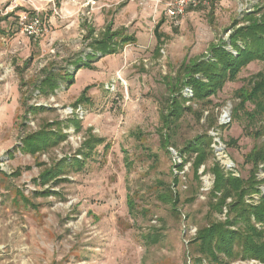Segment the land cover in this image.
Wrapping results in <instances>:
<instances>
[{
  "label": "rangeland",
  "instance_id": "1",
  "mask_svg": "<svg viewBox=\"0 0 264 264\" xmlns=\"http://www.w3.org/2000/svg\"><path fill=\"white\" fill-rule=\"evenodd\" d=\"M155 1L0 0V20L12 14L0 22V264H193L198 231L227 219V207L220 214L215 210L220 193L212 194L216 157L195 171L193 159L183 165L178 153L207 133L234 164L225 175L249 177L244 156L264 135L246 134L264 130V119L234 120L230 114L221 124L220 118L239 104L236 94L250 92L263 64L245 67L207 109L188 101L193 94L180 85L182 69L204 58L212 45L228 44L235 23L264 18V0H213L212 11V0H202L177 21L165 17L159 53L153 28L165 13L164 2L155 12ZM21 12L40 17L45 31L38 40L20 31ZM117 31L135 43L120 53L95 55L75 74L69 62L90 54L91 40ZM49 71L74 74L73 83L42 96L38 85ZM171 97L193 113L181 117L175 147L166 150L159 130ZM209 119L216 120L214 127ZM44 129L66 138L47 152L26 153L23 140ZM91 135L103 143L86 159L80 151ZM229 140L235 145L226 147ZM75 160L83 162L78 171L37 185L43 172ZM255 176L264 179V162Z\"/></svg>",
  "mask_w": 264,
  "mask_h": 264
},
{
  "label": "trees",
  "instance_id": "2",
  "mask_svg": "<svg viewBox=\"0 0 264 264\" xmlns=\"http://www.w3.org/2000/svg\"><path fill=\"white\" fill-rule=\"evenodd\" d=\"M209 2L212 11L214 2L213 0ZM11 15H6L0 22ZM164 22L165 17L159 20L153 28V34L157 42L155 49L157 53L160 51L158 45L163 44L165 40L164 34L160 32ZM229 33L228 44L220 41L209 48L204 58L184 66L182 69L184 80L180 85L192 91L193 96L188 101L199 103L202 108L207 109L212 104V97H215L227 82H235L241 71L250 63L260 62L263 64V70L253 81L250 92L246 95H235V98L239 99L240 102L232 108L231 119L240 120L241 117L251 121H254L255 117L264 119V18L256 21L249 17L247 24L240 26V23H235ZM91 41L92 43L89 44L90 54L77 57L69 62V66L74 69L75 74L81 68L89 66L94 61L95 55L103 57L107 54L120 53L126 44L135 43L136 39L129 38L117 31ZM73 77L74 74L67 72L49 71L46 77L40 81L39 91L42 96H50L59 89L61 84L70 86L73 83ZM178 95L181 102L184 103L185 99L180 92ZM247 104L253 108L249 113L246 109ZM162 112H165V114H162L161 117L159 139L161 147L167 150L169 147H175L172 140L181 117L186 113L193 112L191 108L182 106V103H179L173 97H171L170 103L166 101L165 110ZM201 113H199V117L202 116ZM208 116L210 115L208 114ZM209 121L210 126L213 125L214 127L216 125L215 119L212 121L209 119ZM74 125L77 126L76 122ZM54 126L58 127V124ZM261 127H264L263 124ZM246 135L262 138L264 130L258 129L254 134L248 132ZM65 138L57 130H39L27 135L23 140V150L30 155L47 152L57 147ZM86 142L84 146L86 151H80V153L81 156L88 159L95 154L97 147L103 143V140L95 139L91 135ZM234 145L235 142L232 140L225 144L226 147ZM211 146L212 140L207 133L195 136L178 153L182 159L181 163L184 165L190 159H193V170L198 171L210 159H215L214 150ZM187 156L189 160L185 158ZM83 162L75 160L72 163H66L62 161L56 164L53 170L43 172L36 180L37 185L44 186L51 180H56L63 174L66 175L70 169H73V172L78 171L82 168ZM263 162L264 142L258 147H253L244 156V164L251 167L249 177L246 179L232 175L227 176L220 163L218 162L220 166L217 162L214 163L212 194L214 195L215 192L220 193L215 210L220 214L223 213V208L227 207V219L224 222H211L198 231L193 242L198 258H194L193 264H202L203 262H208V264H231L238 260H253L264 264V196L261 195L260 190V186L264 184V179L259 181L256 180L255 176L256 167ZM253 196L258 198V202L256 204L248 203L247 200H252ZM228 199L231 201L227 205L226 201ZM257 225L261 228L257 229Z\"/></svg>",
  "mask_w": 264,
  "mask_h": 264
},
{
  "label": "built area",
  "instance_id": "3",
  "mask_svg": "<svg viewBox=\"0 0 264 264\" xmlns=\"http://www.w3.org/2000/svg\"><path fill=\"white\" fill-rule=\"evenodd\" d=\"M162 2H164V17L173 21L179 20L190 10H195L202 5V0H156L154 3L155 12ZM17 25L20 31L26 37L32 40H38L45 31L40 17L35 13L28 14L26 12H21L17 18ZM230 114L231 109L230 112L229 110L223 111L220 118L221 124H227L230 121ZM216 135L217 134H212V136ZM221 146V142H219L218 139H215L211 146L215 153L214 156L225 171L234 172V164L230 161L229 158L224 156V148H222ZM208 180L203 178L202 181L204 186H209ZM261 195L264 196V190H261ZM257 199V197L253 196L252 200H250L249 202H255Z\"/></svg>",
  "mask_w": 264,
  "mask_h": 264
},
{
  "label": "flooded vegetation",
  "instance_id": "4",
  "mask_svg": "<svg viewBox=\"0 0 264 264\" xmlns=\"http://www.w3.org/2000/svg\"><path fill=\"white\" fill-rule=\"evenodd\" d=\"M247 202L249 203V201L247 200Z\"/></svg>",
  "mask_w": 264,
  "mask_h": 264
}]
</instances>
